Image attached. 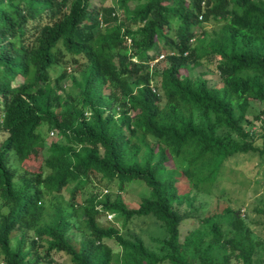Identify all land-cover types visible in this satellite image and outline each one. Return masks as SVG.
<instances>
[{
	"label": "trees",
	"instance_id": "trees-1",
	"mask_svg": "<svg viewBox=\"0 0 264 264\" xmlns=\"http://www.w3.org/2000/svg\"><path fill=\"white\" fill-rule=\"evenodd\" d=\"M202 61L215 63L214 84L190 75ZM262 117L264 0H0V264H55L53 253L70 264H259L239 210L198 198L221 168L264 160ZM42 127L62 142L45 145ZM93 180L106 193L79 203ZM133 181L148 196L127 207ZM63 190L69 210L45 204ZM109 214L121 227L151 216L166 233L150 238L161 254L101 226ZM73 230L85 234L77 244Z\"/></svg>",
	"mask_w": 264,
	"mask_h": 264
},
{
	"label": "rangeland",
	"instance_id": "rangeland-1",
	"mask_svg": "<svg viewBox=\"0 0 264 264\" xmlns=\"http://www.w3.org/2000/svg\"><path fill=\"white\" fill-rule=\"evenodd\" d=\"M116 0H90V3L95 7H114ZM133 6V4H131ZM203 30L207 33H211L214 29L219 26L213 22L204 23L202 25ZM159 45V43L157 44ZM157 53H163L161 51L160 45ZM159 51V52H158ZM215 63H208L202 61L201 66L193 69L190 73L192 78H195L199 73L206 72L210 78V84H214L217 81V74L214 70ZM62 69L54 68L52 69L51 82L58 78ZM73 73V72H72ZM77 78L78 75L74 74ZM22 82V78L18 77L13 85H18ZM157 85V81H155ZM66 87L71 88V81L69 77L66 80ZM255 112H249L248 116H252V113L256 114V111L260 109L257 103H255ZM43 131L45 138V145H48L50 141L62 142L59 136H49V132L43 127L39 129V133ZM48 133V134H47ZM11 166L13 168L19 169L16 158L13 156L11 158ZM218 181L211 190L210 196H202L198 198L200 204H204V208L210 210L215 204V198H221L224 200L225 204L229 207L239 210L240 218L245 219L246 224L251 230L252 236L255 240L261 243L260 253L261 260L259 264H264V160L257 157L246 158L245 163H239L234 169L228 167L226 170L222 169L219 171ZM114 195L116 191V186L114 184L110 185L108 189ZM148 188L137 181H133L125 186V190L121 193L122 198L127 205V207H136L139 199L148 196ZM106 193V188L103 184L97 183L93 180L88 184L85 189L82 190L81 196L78 198V202L82 203L84 199L92 195H103ZM68 203V190H63L60 196L55 198H48L45 204L49 207L59 206L63 210H69ZM99 224L103 227L109 225H115L121 230L123 236H137L142 238L146 246L156 252L158 255L161 254L159 250V245L150 240L151 237L161 239L166 235L165 230L159 226V224L151 217L137 218L129 221L125 227H121V223L114 219V216L104 215L99 219ZM185 229L191 228L189 222L183 224ZM72 237L74 244H77L85 236L84 233L73 230ZM105 243L114 251V253H120V248L112 241L105 240ZM55 264H70L68 257L63 253H53L52 254ZM258 264V263H257Z\"/></svg>",
	"mask_w": 264,
	"mask_h": 264
},
{
	"label": "built area",
	"instance_id": "built-area-1",
	"mask_svg": "<svg viewBox=\"0 0 264 264\" xmlns=\"http://www.w3.org/2000/svg\"><path fill=\"white\" fill-rule=\"evenodd\" d=\"M102 25H103L102 22H100V27H102ZM163 58H164V55H160V56H158V57L154 60V62L150 63V68H152L156 62L162 60ZM262 119H264V118L262 117ZM256 128H257L256 126H253V130H255ZM51 135H52V134H51Z\"/></svg>",
	"mask_w": 264,
	"mask_h": 264
},
{
	"label": "clouds",
	"instance_id": "clouds-1",
	"mask_svg": "<svg viewBox=\"0 0 264 264\" xmlns=\"http://www.w3.org/2000/svg\"><path fill=\"white\" fill-rule=\"evenodd\" d=\"M161 61V60H160ZM150 70H153V69H150Z\"/></svg>",
	"mask_w": 264,
	"mask_h": 264
}]
</instances>
